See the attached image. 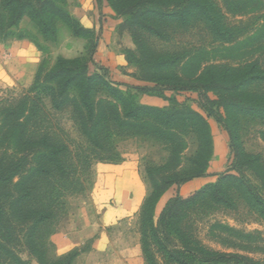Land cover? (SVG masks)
Instances as JSON below:
<instances>
[{
    "label": "rangeland",
    "instance_id": "rangeland-1",
    "mask_svg": "<svg viewBox=\"0 0 264 264\" xmlns=\"http://www.w3.org/2000/svg\"><path fill=\"white\" fill-rule=\"evenodd\" d=\"M180 1L154 0L151 5L140 6V0H48L70 19L68 23L57 20L55 33L43 35L28 15L22 18L14 33L28 38L20 41L31 44L34 56L26 49L11 50L9 44L19 40L0 36V109L7 112L0 117V163L4 170H12L19 164L16 173L21 177L28 167L20 158L34 148L31 140H39L43 135L53 143H68L72 152L65 160L68 176H56L55 180L52 176L32 183L27 188L31 196L18 209L11 204L21 194L15 188L19 179L2 183L0 187L1 206L11 230L10 248L21 260L38 264L24 241L28 226L20 223L19 216L44 210L52 215V220L37 234L44 247L40 246V251L45 264L59 263L73 251L76 256L71 264H126L125 250L131 246L138 248L139 264H146L140 244V212L151 192L147 172L169 161L166 146L150 134L123 130L116 135V129L109 127L102 141L106 150L109 149L108 139L109 144H115L117 155L113 161L107 160L109 153L96 151L82 142L68 111H54L51 100L56 94L51 91L56 92L57 86L46 76L57 61H76L78 65H89L91 74L104 77L113 87L122 91L128 88L135 93L136 88L152 86L148 80L192 77L205 66L235 68L241 62H248L258 63V68L264 71V0H207L213 8L212 17L220 15L218 10L223 14L221 27L230 29L229 35L215 34L199 11L191 14L184 5L176 8L175 4L179 5ZM142 23L150 30L144 29ZM259 26H263L261 32L250 42H243ZM228 38H237L235 50L229 53L222 51L223 46L231 47L223 43ZM100 43L105 63L96 56ZM161 62H168L167 67L160 68L164 64ZM33 87H37L35 92ZM248 90L264 92V83L254 84ZM137 95L142 105L173 106L162 99ZM167 95L181 104H190L188 101L197 98L188 92ZM105 96L106 93L100 91L98 99H107ZM40 108L44 110L38 111ZM18 118H22L19 125L16 124ZM237 119L240 149L249 157L258 156L264 166V120L248 115H238ZM209 125L216 154L212 156L215 167L210 174L216 176L215 181L230 168L232 157L227 133L212 120ZM186 142L184 155L191 157L197 150V142L193 135H189ZM75 154L80 158L78 164L74 163ZM84 157L87 160L84 161ZM125 162L134 165L143 185L140 195L145 197L138 208L109 226H101L99 237L74 239L75 247L70 251L60 248L57 234L62 230L75 233L89 221L95 225V219L104 209L95 199L96 190L104 182L101 181L102 167ZM175 164L179 169L187 166L184 160ZM244 172L254 178L255 171L251 173L245 168ZM194 192L184 190L182 197L187 198ZM178 194L174 187L164 193L155 218L167 200ZM233 201V208L211 202L195 205L189 210L183 229L206 249L243 255L264 264V215L249 209L240 198ZM150 250L155 264H175L156 245L152 244ZM0 264H10L1 253Z\"/></svg>",
    "mask_w": 264,
    "mask_h": 264
},
{
    "label": "trees",
    "instance_id": "trees-1",
    "mask_svg": "<svg viewBox=\"0 0 264 264\" xmlns=\"http://www.w3.org/2000/svg\"><path fill=\"white\" fill-rule=\"evenodd\" d=\"M47 1L0 0V36L4 39L28 40L14 33L25 15L29 16L30 21L43 35L55 33V22L61 20L68 23L70 17ZM140 1L138 5L144 6L151 5L154 0ZM180 5H184L191 14L199 11L215 34H231L230 29L221 27L224 16L219 10L220 15L211 16L213 8L207 0H181L175 7ZM142 24L144 29L150 30L147 24ZM263 26L254 29L243 42H250L261 32ZM228 39L223 43L231 47L223 46L222 51L229 53L235 50L237 38ZM91 64L94 65L92 62ZM167 64L168 62H165L160 68L167 67ZM258 65L241 62L235 68L205 66L192 77L176 76L164 80H148L152 86L136 88L135 93L128 88L122 91L113 87L104 77L91 74L89 65H78L76 61L59 60L46 76L48 81L57 86L56 92L51 91L56 94L51 100L54 111L57 113L68 111L82 142L96 151L109 153L107 160L113 161L117 155L115 144L114 146L109 144L108 139L106 146L109 149L106 150L102 141L104 132L109 127L116 129V135L123 130L150 134L153 139L166 146L170 155L169 161L147 172L151 192L145 198L140 212V244L146 264H155L150 250L152 244L175 264H259L243 255L206 249L193 235L183 229L189 210L202 202L233 208L234 198H240L249 209L264 215V166L258 156L249 157L240 149L237 119L238 115H248L264 120V92L254 93L248 90L254 84L264 83V71H261ZM95 68L102 71L101 68L96 66ZM36 90L37 87H33V92ZM100 91H104L108 98L105 96L107 99H98ZM182 92L193 93L197 98L188 101L190 104H181L167 95ZM137 94L162 99L173 106L158 108L142 105ZM210 95H213V98ZM43 110L40 108L38 111ZM4 113L7 114L4 109H0V117L4 116ZM209 120L214 121L229 137V154L232 157L230 168L214 182L206 184L189 197L176 195L168 199L155 218L156 205L169 188H179L189 181L208 176L213 156ZM21 121L22 118H18L16 124H21ZM4 124L6 126V123ZM189 135L195 137L197 150L193 156L186 157L184 152L187 149L186 138ZM31 144L34 148L20 158L24 161V166L28 167L21 177L16 173L19 171V164L16 165L17 168L5 171L0 163V187L2 183L9 184L14 179H19L15 183V188L21 191V194L13 199L11 204L16 209L31 196L27 188L32 183L52 176L54 180L56 176H68L66 171L68 165L65 160L67 156L72 155L68 143L63 141L53 143L47 135H43L39 140L32 139ZM75 156L74 163L78 164L80 158L76 154ZM83 159L87 160L86 157ZM178 160H184L187 166L179 169V166L174 165ZM245 168L251 173L255 171L254 180L245 174ZM1 205L0 202V253L6 256L10 264H29L15 255L10 248L11 230ZM19 217L20 223L28 226L24 241L29 253L35 256L38 264H45L40 251L44 247L41 246L37 234L52 220L51 212L36 210L26 215L20 214ZM75 254L73 251L59 263L54 264H71Z\"/></svg>",
    "mask_w": 264,
    "mask_h": 264
},
{
    "label": "crops",
    "instance_id": "crops-1",
    "mask_svg": "<svg viewBox=\"0 0 264 264\" xmlns=\"http://www.w3.org/2000/svg\"><path fill=\"white\" fill-rule=\"evenodd\" d=\"M101 47L102 44L100 43L96 56L98 60L105 63V56H102ZM9 48L16 51L19 49H26L31 52L32 56H34L31 44L25 41L19 40L17 42H12V44H9ZM214 154L215 144H213V155ZM213 157L208 168V176L194 179L185 183L181 187L176 188L179 196L182 197L184 190H191V192H194L204 185L214 181L216 176L210 174L215 167ZM102 169L103 175L101 176V181L104 180V182H101L100 188L96 190L95 199L97 203L104 205V209L100 213L99 218L95 219L96 226L92 221H89L87 225L77 229L75 233H64L65 231L62 230L57 234L56 237L59 238L58 244L60 248L65 251L73 249V247H75L73 244L79 239L94 236L99 237V228L101 226H109L118 219L129 216L134 210H136V208H138L145 197L144 194L140 195L143 185L140 181L139 174L132 163L125 162L121 165H107L103 166ZM102 184L104 185L102 186ZM161 201L162 197L156 205L155 215L158 213L157 211ZM74 239H76V241ZM125 252L126 264H139L138 248L136 249V247L131 246V248L126 249Z\"/></svg>",
    "mask_w": 264,
    "mask_h": 264
}]
</instances>
